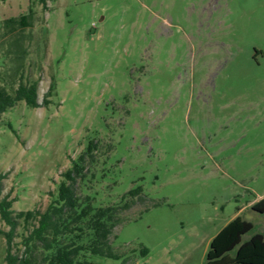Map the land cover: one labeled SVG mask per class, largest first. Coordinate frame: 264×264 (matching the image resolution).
<instances>
[{"label":"rangeland","instance_id":"rangeland-1","mask_svg":"<svg viewBox=\"0 0 264 264\" xmlns=\"http://www.w3.org/2000/svg\"><path fill=\"white\" fill-rule=\"evenodd\" d=\"M30 7V26L9 31ZM27 82L39 106L0 115L11 255L34 224L16 214L43 212L89 143L77 195L108 206L141 186L144 199L121 213L120 258L90 262L204 264L235 217L253 225L243 240L264 231L251 209L264 198V0H0V87ZM7 248L1 234L0 264Z\"/></svg>","mask_w":264,"mask_h":264},{"label":"trees","instance_id":"trees-1","mask_svg":"<svg viewBox=\"0 0 264 264\" xmlns=\"http://www.w3.org/2000/svg\"><path fill=\"white\" fill-rule=\"evenodd\" d=\"M46 6L47 0H30ZM33 10L25 15L4 20L9 31L30 26ZM52 87L49 88V93ZM24 101L28 108H37V83H20L12 94L0 87V115L18 102ZM47 103V100H44ZM95 143H89L86 151L78 157L70 169L61 174L56 196L43 211H28L16 214L15 218L34 222L29 233L24 236V251L21 256L10 254V243L16 227L9 208L11 202L0 201V219L9 227L8 232H0L6 238L7 264H95L90 256L110 259L120 258L112 247L114 231L121 220V213L127 211L136 199L143 201L142 188L137 186L120 197V202L108 206H95L90 195L80 197L76 193L78 181L89 172L87 158H92ZM0 175V194L1 180ZM251 209L264 214V198L252 205ZM253 229L252 223L239 216L229 221L210 241L204 264H264V231L252 235L247 240L243 236ZM145 257L148 250L140 248Z\"/></svg>","mask_w":264,"mask_h":264}]
</instances>
